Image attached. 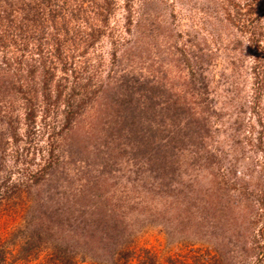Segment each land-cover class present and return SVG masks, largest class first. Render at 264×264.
Returning <instances> with one entry per match:
<instances>
[{
  "label": "trees",
  "instance_id": "1",
  "mask_svg": "<svg viewBox=\"0 0 264 264\" xmlns=\"http://www.w3.org/2000/svg\"><path fill=\"white\" fill-rule=\"evenodd\" d=\"M244 1L237 4L239 10L243 8V16L229 19L248 34L251 92L245 94L244 103L256 114L264 93V43L261 33L256 32L259 18L264 16V0ZM123 5L124 25L133 33L127 42L147 46L150 35L146 22L143 18L134 20L131 0ZM116 6L117 0H0V214L21 201L23 190L31 195L28 230L16 250L17 259L37 258L49 240L62 235L59 240L64 244L52 243L47 254L49 264H74L69 250L72 244L95 255L106 253L103 264H120V259L127 263L133 256L126 246L127 236L140 217H158L167 226L172 219H179V229L197 221L196 212L189 211L191 204L186 201L184 206L183 188L170 186L167 178V170L176 171L174 158L184 149L195 156L189 165L197 164L198 145L206 141L211 129V122L206 124L212 117L211 101L207 93L199 101L193 100L203 93L196 88L191 68L187 69L188 79L176 81L163 72L166 70H158L154 77L159 81L148 77L128 80L130 76H126L109 90L101 84L91 89L86 80L90 77L82 78L89 50L108 28V33L112 30L110 18ZM120 48L111 50L113 61ZM147 68L155 69L154 62L147 61ZM178 71L179 77L184 76L181 69ZM92 96L99 100L92 110L95 118L89 119L81 114ZM187 110L190 120H185ZM39 115L44 125L40 138L45 137V144L40 147V164L31 170L35 158H28L27 153L41 131L36 128ZM200 115L204 121L201 118L199 122ZM219 124L214 116L211 125ZM186 142L190 143L185 147ZM72 143L80 150H70ZM10 146L15 148L14 161L21 165L16 171L21 170L23 178H12L13 171L7 167ZM255 147L264 155V130ZM217 151L216 147H205L206 164L215 172H210L203 198L218 207L214 209L218 217L219 212L231 217L227 211L231 193L239 187L226 178ZM263 160L259 163L262 175L252 180L251 192L243 191L247 205L252 210L255 207L256 213L264 209ZM187 193L190 198L191 192ZM253 244V249L258 247L257 239ZM6 253L0 239V264H9ZM136 264L155 263L145 251Z\"/></svg>",
  "mask_w": 264,
  "mask_h": 264
},
{
  "label": "rangeland",
  "instance_id": "2",
  "mask_svg": "<svg viewBox=\"0 0 264 264\" xmlns=\"http://www.w3.org/2000/svg\"><path fill=\"white\" fill-rule=\"evenodd\" d=\"M124 2L125 0H117V6L110 18L112 30L108 33L110 30L108 28L107 34L86 55L89 64L82 78L90 77L86 79L90 82L89 87L93 89L101 84L103 89L109 90L119 84V80L124 81L126 76H130L128 80L138 81L148 77L156 82L159 79L154 76L157 75L158 70L159 73L161 70H166L163 72L176 81L184 80L190 78L187 69L191 68L193 71L191 76L195 80L196 88L198 90L200 88L203 93L201 96L198 93L197 98L193 100L199 101V98L207 93L206 96L212 105L209 108L212 117L207 118L206 124L212 123L214 116L218 117L220 124L216 126L210 123L211 127L208 125L211 128L209 136L206 137L204 145L202 143L198 145L197 164L189 165L188 162H192L195 156L190 154V150L184 149L177 159L174 158L177 161L174 162L175 166L177 165L176 171L171 173L167 170V178L171 181L169 185L183 188L181 193L185 199L184 206L186 201L187 205L191 204L188 206L189 211L196 212L197 217V221H191L196 223H189L190 225L187 224L183 229H179L182 224L179 219H172L167 226L160 223L158 217H140L127 236L126 246L132 251L133 256L127 263H122V259L119 263L136 264L142 253L147 251L153 257L155 264H264V209L256 213V208L252 210L247 205V197L243 196V191L251 192L253 183L262 175L259 163L264 159V155L262 151H255V144L257 136L264 130V93L261 107L254 114L244 103L245 94L251 92L248 67L252 62V55L247 49L248 34L237 29L229 19L239 14L243 16V8L239 10L237 4L243 5L245 1L131 0L132 17L134 20L143 18V22L145 21L148 26L146 31L150 36L147 46L143 43L137 46L136 41L130 46V42H127L133 37V33H129L124 25ZM256 32L261 33V42L264 43V16L259 18ZM114 46L121 47L115 61L111 56ZM184 59L187 60V64L183 63ZM147 61H153L155 69L149 70ZM178 69L182 70L184 76H178ZM101 92L102 89L97 94L98 97L101 96ZM107 93L108 96H112L109 91ZM98 97L92 96L87 104L91 109L84 107L82 116L95 118L92 110L98 104ZM185 116H187L185 120L191 119L188 110ZM201 118L202 115L199 116V122ZM40 119L39 115L36 128L38 130L40 128L41 131L37 133L27 153L28 158L31 156L35 158L31 170H35L36 164H40L42 159L39 151L45 144V137L40 138L41 126H44ZM50 119L48 117L47 121ZM20 133L23 134V128H20ZM57 141L60 143V139ZM189 143L186 142L185 147ZM207 145L218 149L217 158L222 162L224 171H227L224 172L226 178L234 180L239 187L231 193V207L227 210L231 211V217L227 215L224 217L220 212L218 217V213L214 210L218 207H214L213 202L203 198L210 172H215L206 164ZM64 147L68 148L67 145ZM78 148L76 143L70 145V150L74 152L80 150ZM14 150V146H10L7 150V167L13 171L12 178H23L21 170L16 171L21 165L19 163L16 165L14 161ZM92 158L93 156L90 157ZM169 158L171 160L173 157L168 156L167 159ZM217 174L221 177V174ZM244 186L247 188L245 189ZM177 189L175 192L178 191ZM31 191L34 194L35 190L31 189ZM187 191L191 192V199ZM22 196L17 205H10L7 207L9 209H3L0 214V239L7 249L6 261L9 264H49L46 261L47 254L52 248V243L63 242L59 240L62 235L49 240L46 248L37 258L17 259L16 250L28 230L26 216L31 202L30 191L23 190ZM173 197L174 195L170 196ZM236 209L242 210L239 212ZM243 212H247L246 217L242 216ZM234 213L238 214L236 219L232 217ZM258 213L263 215H257ZM251 214L256 215L252 217ZM225 219H229L227 223ZM254 238L258 242V247L255 249L252 247ZM69 250L74 264L97 262L103 264L106 261V253L95 255L73 244L69 245Z\"/></svg>",
  "mask_w": 264,
  "mask_h": 264
}]
</instances>
